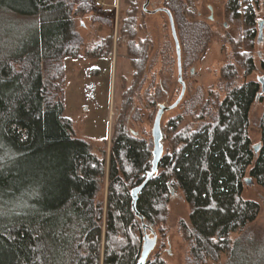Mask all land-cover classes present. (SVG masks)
<instances>
[{"label": "trees", "instance_id": "trees-1", "mask_svg": "<svg viewBox=\"0 0 264 264\" xmlns=\"http://www.w3.org/2000/svg\"><path fill=\"white\" fill-rule=\"evenodd\" d=\"M94 2L0 0V264H138L144 250L132 190L151 173L153 144L132 135L125 117L118 116L105 207L98 198L106 163L75 136L65 117L64 61L77 57L82 45L72 9L89 10ZM252 2L228 0V14L243 21L240 38L250 50L257 33ZM162 10L186 36L187 54L176 31L183 74L213 33L205 23L188 22L179 0H167ZM239 51L236 60L244 76L251 75L253 60ZM238 73L235 64H226L220 75L224 97L212 93L190 101L192 121L186 126L185 116L169 121L171 149L163 152L157 177L136 203L154 231L172 190L183 193L191 207L190 225L181 226L191 246L188 264L218 262L222 254L227 264H264V234L251 230L260 205L245 197L247 179L264 190V113L260 141L251 136V111L263 93L256 82L239 86ZM114 241L124 245L115 247ZM146 264L166 262L156 256Z\"/></svg>", "mask_w": 264, "mask_h": 264}, {"label": "rangeland", "instance_id": "rangeland-1", "mask_svg": "<svg viewBox=\"0 0 264 264\" xmlns=\"http://www.w3.org/2000/svg\"><path fill=\"white\" fill-rule=\"evenodd\" d=\"M179 1L187 7L186 20L193 24L205 23L211 29L213 38L194 65L183 73L185 94L179 105L163 116L164 153L171 149V136L167 130L169 121L179 116H185L183 126L192 121L190 101L199 97L210 99L212 93L220 94L221 99L224 97L220 86L225 84L221 83L220 75L226 64H235L239 72L236 81L239 86L256 82L262 93L264 86V25L263 43H258L259 21L264 22L262 1L257 0L258 4H254V0H249L253 1L257 18V33L251 50L240 38L245 30L243 21H234L228 14V0ZM146 2L95 0L89 10L80 5L72 9L75 29L82 38V45L77 57L64 61L65 117L72 121L75 136L87 142L94 156L106 163L98 198L105 207L111 139L118 116L122 114L125 117L127 129L133 132L132 135L153 144L152 130L159 107L175 105L182 94L176 43L169 17L162 10L167 0H150L145 11ZM248 6L243 7L242 14ZM176 31L187 54L189 49L185 40L183 42L186 36H181L180 29ZM192 42L191 47L194 45ZM236 42L241 45L237 46ZM237 49L242 55L252 58L255 70L251 75L244 76L246 72L238 63ZM143 64L144 70H141ZM262 95L263 102H256L251 111V136L255 143L260 141L258 123L264 113V93ZM246 187L245 197L260 205V214L252 223L251 230L264 234V190L255 185ZM185 201L183 193L177 190L159 208V224L153 227L157 243L150 258L159 256L166 264L189 263L191 246L181 227L183 224L190 225L191 207ZM238 236L240 234H234V240ZM120 243L118 246L114 241V246L124 245V241ZM227 263L228 255L222 254L218 262L209 260L206 264Z\"/></svg>", "mask_w": 264, "mask_h": 264}, {"label": "water", "instance_id": "water-1", "mask_svg": "<svg viewBox=\"0 0 264 264\" xmlns=\"http://www.w3.org/2000/svg\"><path fill=\"white\" fill-rule=\"evenodd\" d=\"M150 0H147L145 6H144V10L147 11V7L149 6ZM167 16L169 17L170 20V24H171V29H172V35L173 38L175 40L176 43V49H177V60H178V69H179V82L182 84V94L180 99L177 101V103L171 107L165 108V107H161L158 110V113L156 115V119L154 122V126H153V130H152V138H153V161H152V170L151 173L148 174V176L146 177L147 179L144 181V183L136 188L135 190H132V197H133V203H132V209L135 212V216H137V218L140 220L141 225L143 227L144 230V234H145V246H144V250L142 252L141 258L138 262V264H146L148 259L151 256V252L154 251V248L156 246L157 243V236L155 234L154 231H152L151 229L147 228V225L145 223V220L142 216H140L139 212H137V207H136V203L138 201V196L140 194V192L142 191V189L150 182L152 181L154 178L157 177L158 175V170H159V163L161 162V159L163 157V152H164V147L162 144L163 141V134H162V119L163 116L165 115L166 112L176 108L178 106V104L180 103L179 101H181V99L183 98L184 94H185V83L182 80V70H181V49H180V44L179 41L177 40V34H176V29H175V25H174V20L173 17L171 16L170 12H166ZM263 21H259V38H258V43L262 44L263 43ZM263 93H264V86H263ZM256 152L258 149H256ZM246 185L251 186L253 185V181L251 179H247L245 181ZM173 190H172V194H173ZM150 230V232L153 234V239H149L147 237V231Z\"/></svg>", "mask_w": 264, "mask_h": 264}, {"label": "flooded vegetation", "instance_id": "flooded-vegetation-1", "mask_svg": "<svg viewBox=\"0 0 264 264\" xmlns=\"http://www.w3.org/2000/svg\"><path fill=\"white\" fill-rule=\"evenodd\" d=\"M181 70H182V68H181ZM178 73H179V69H178ZM182 80H183V74H182ZM162 106H160V108H161Z\"/></svg>", "mask_w": 264, "mask_h": 264}, {"label": "bare ground", "instance_id": "bare-ground-1", "mask_svg": "<svg viewBox=\"0 0 264 264\" xmlns=\"http://www.w3.org/2000/svg\"><path fill=\"white\" fill-rule=\"evenodd\" d=\"M143 217V216H142Z\"/></svg>", "mask_w": 264, "mask_h": 264}]
</instances>
